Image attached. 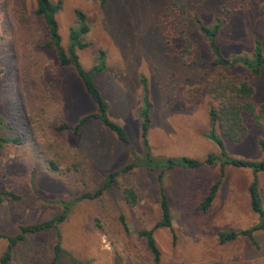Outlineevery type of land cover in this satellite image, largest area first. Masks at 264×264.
Returning <instances> with one entry per match:
<instances>
[{"label":"rangeland","instance_id":"1","mask_svg":"<svg viewBox=\"0 0 264 264\" xmlns=\"http://www.w3.org/2000/svg\"><path fill=\"white\" fill-rule=\"evenodd\" d=\"M61 3L56 14L61 44L67 45L68 30L77 24L74 11L80 9L91 43L77 50L80 63L90 68L97 50L105 51L107 68L94 81L108 102V117L125 129L130 144L118 141L97 119L84 124L78 134L56 129L95 113L96 106L75 71L60 67L55 52L42 47L47 29L34 13L35 1L0 0V136L21 138L20 143L0 146V190L21 195L20 200L5 197L0 203V233L12 236L19 225L53 218L62 210L58 200L93 191L105 174L143 153L141 77L151 104L147 138L153 156H185L201 165L175 167L164 177L171 229L154 228L160 216L156 172L136 167L120 173L100 197L75 202L57 230L27 233L6 264L48 263L57 231L65 252L55 264H72L68 254L86 264H264V229L255 230L253 240L243 235L224 243L218 239L220 232H238L258 223L250 208L251 168L222 166L220 159L204 162L209 154H219L217 144L206 136L209 108L219 103L207 92L209 81H246L258 107L264 102V69L254 74L239 65H211L213 54L194 22L195 16L206 25L216 16L223 19L217 42L226 57L250 55L255 37L264 52V0H235L230 11L224 10L225 0H187L184 21L174 16L169 0ZM175 25L188 38L189 52L181 51L184 45ZM243 122L246 136L238 142L223 138L226 152L233 158L261 160L264 119L256 124L243 114ZM217 181L215 198L202 210L200 203ZM124 187L135 190L136 204L126 202ZM259 189L264 208V173L259 174ZM151 228L160 250L158 262L138 235ZM7 244V238H0V260Z\"/></svg>","mask_w":264,"mask_h":264},{"label":"trees","instance_id":"2","mask_svg":"<svg viewBox=\"0 0 264 264\" xmlns=\"http://www.w3.org/2000/svg\"><path fill=\"white\" fill-rule=\"evenodd\" d=\"M34 1V13L36 16L42 19L47 29V39L42 44V47L55 52L58 65L60 67L72 68L75 71L81 80L85 92L89 95L96 106L95 113H89L81 116L74 125L61 123L56 127V129L71 130L74 133H79L84 124H86L91 119H97L105 128L110 130L116 136L118 141L125 145H129L130 140L125 129L119 123L111 120L108 117V102L104 99L94 81V76L104 72L107 68L105 63V51L103 49L97 50L96 62L90 68H84L79 61L77 50L84 49L91 44L88 40H86V34L89 32L90 27L87 23L85 13L80 9H75L74 12L77 24L69 28L67 45L64 47L61 44V35L58 30V22L56 19V14L62 6L61 0ZM186 1L187 0H169L168 4L170 10H174V16L183 21L186 19ZM100 2L104 4L106 0H100ZM234 2L235 0H225V3L223 4L224 10L230 11L229 4ZM194 22L199 32L206 39L213 54L211 65L219 67H234L239 65L254 74L259 73L261 69H264L263 44L259 38L255 37L253 39L252 51L250 55L235 54L230 57H226L222 54L221 47L217 42V37L224 22L223 19L220 16H216L214 17V20L211 24L206 25L200 20L199 17L195 16ZM175 30L177 35L181 37L180 40L184 45L181 51L183 53L189 52L188 45L190 42L188 41V38H186L185 35L181 36L176 25ZM140 80L144 92L142 96L144 107L141 110L142 120L140 124V138L143 147V153L139 156H135L131 162L124 165L123 167L112 170L111 172L105 174L100 185L93 191L84 192L76 199L58 200L62 206V210L53 218L42 222L19 225L18 233L12 236H7L0 233V238L4 237L8 240V244L5 253L0 260V264H6L8 262L13 247L20 240H22L27 233L37 232L45 228H54L57 230V226L66 219L72 205L75 202L83 199H95L100 197L103 193L111 189L120 173L126 172L136 167H141L156 172L160 216L159 220L155 223L154 228L160 227L171 229L172 215L164 189V177L168 171L173 170L175 167L184 169L194 168L200 166L201 162L197 159L185 156L181 158L168 157L162 160H156V157L153 156L147 138L150 125L148 111L151 104L146 93V79L141 77ZM207 92L210 93L213 98L219 101L217 106L212 105L209 108V129L206 133V136L215 142V144H217L219 147V154H209L204 162L207 164H213L217 159H220L222 166L225 164H231L237 167L251 168L253 178L248 188L250 208L258 216L257 224L238 232H220L218 234V239L221 243H224L236 239L239 235H243L248 236L251 240H253V232L255 230L264 229V208L259 189V174L264 173V141L262 139L259 140L260 149L263 152L262 159L248 160L230 157L226 152L223 138H226L232 142H238L242 140L247 134V130L243 122V114L249 115L252 121H254L256 124L260 123V120L264 119V102L257 107L250 98L253 94V87L250 84H248L246 81L234 83L225 77L219 81H209L207 85ZM20 142L21 138L19 136H0V146L5 143ZM221 170L223 171V167ZM218 186L219 181L210 186L208 194L200 203V208L202 210H206L211 205V202L216 196ZM122 194L127 203L131 205L136 204L138 198L133 188L124 187ZM5 197H8L11 200L21 199V195L17 194L13 190H0V203ZM118 218L124 232L128 233L129 227L124 216L119 215ZM154 228L140 230L138 231V235L145 239L146 246L153 255L154 261L158 262L160 259V250L153 235ZM59 237L60 234L57 231V241L53 249V258L48 263L44 264H55L58 255L62 252H65L60 245ZM68 255L72 264H86V262H81L73 258L70 254ZM215 264L223 263L217 262Z\"/></svg>","mask_w":264,"mask_h":264},{"label":"crops","instance_id":"3","mask_svg":"<svg viewBox=\"0 0 264 264\" xmlns=\"http://www.w3.org/2000/svg\"><path fill=\"white\" fill-rule=\"evenodd\" d=\"M89 96V95H88ZM93 102V101H92ZM86 115V114H85ZM83 127V126H82ZM82 129V128H81ZM81 131V130H80ZM78 134V133H77ZM118 169V168H117ZM218 191V190H217ZM212 203V202H211Z\"/></svg>","mask_w":264,"mask_h":264}]
</instances>
